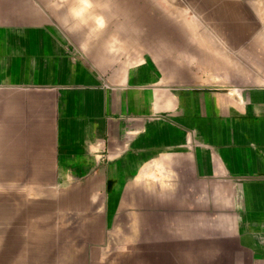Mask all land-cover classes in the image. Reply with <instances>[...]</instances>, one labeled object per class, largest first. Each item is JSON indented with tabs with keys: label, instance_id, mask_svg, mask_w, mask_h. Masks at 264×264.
Returning a JSON list of instances; mask_svg holds the SVG:
<instances>
[{
	"label": "crops",
	"instance_id": "0c3cea01",
	"mask_svg": "<svg viewBox=\"0 0 264 264\" xmlns=\"http://www.w3.org/2000/svg\"><path fill=\"white\" fill-rule=\"evenodd\" d=\"M119 63L0 0V178L86 180L72 264H264V71L226 88Z\"/></svg>",
	"mask_w": 264,
	"mask_h": 264
},
{
	"label": "rangeland",
	"instance_id": "374dc122",
	"mask_svg": "<svg viewBox=\"0 0 264 264\" xmlns=\"http://www.w3.org/2000/svg\"><path fill=\"white\" fill-rule=\"evenodd\" d=\"M32 1L98 64L152 57L185 82L226 88L263 75L264 0ZM0 180V264H72L62 254L86 229L87 211L71 209L94 201L86 180ZM52 238L51 253L37 251Z\"/></svg>",
	"mask_w": 264,
	"mask_h": 264
},
{
	"label": "bare ground",
	"instance_id": "6f19581e",
	"mask_svg": "<svg viewBox=\"0 0 264 264\" xmlns=\"http://www.w3.org/2000/svg\"><path fill=\"white\" fill-rule=\"evenodd\" d=\"M216 2H217V0H216ZM212 4V3H211ZM207 38V37H206ZM205 50V49H204ZM56 180V179H55ZM1 181V180H0ZM4 184V182H0V184ZM24 183V182H23ZM8 184V183H7ZM10 184V183H9ZM8 184V185H9ZM13 184H15V183H13ZM20 184V183H19ZM6 185V184H5ZM16 185H18V183H16ZM19 186V185H18ZM3 203H6V202H3ZM3 203H1V205H4ZM53 204V203H52ZM45 206V205H44ZM33 208H35V207H33ZM46 208H50V207H46ZM31 209V208H30ZM28 211V210H27ZM28 214V213H27ZM2 219V218H1ZM4 219L5 220H7V222L9 221V220H13V218L11 219V217H9L8 215L7 216H4ZM3 221V220H2ZM11 223V222H10ZM3 224V223H2ZM9 224V223H8ZM53 233V232H52ZM47 236H49V234H47ZM52 241H54V238H52L51 240H49L48 241V243L46 244V245H43V246H41V247H44V251L43 252H45V250H52L50 247H51V245H53V244H51V242ZM40 252H42V251H40ZM47 253H50V252H47Z\"/></svg>",
	"mask_w": 264,
	"mask_h": 264
}]
</instances>
